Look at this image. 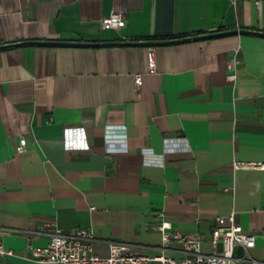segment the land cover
<instances>
[{"label": "crops", "instance_id": "obj_1", "mask_svg": "<svg viewBox=\"0 0 264 264\" xmlns=\"http://www.w3.org/2000/svg\"><path fill=\"white\" fill-rule=\"evenodd\" d=\"M113 13L124 27L102 29ZM233 31L264 34V0H0V47ZM235 162L264 164V36L0 49V244L19 255L9 264H40L21 256L54 227L92 230L100 256L110 242L154 254L161 212L206 249L218 217L235 214L264 264V169Z\"/></svg>", "mask_w": 264, "mask_h": 264}, {"label": "built area", "instance_id": "obj_2", "mask_svg": "<svg viewBox=\"0 0 264 264\" xmlns=\"http://www.w3.org/2000/svg\"><path fill=\"white\" fill-rule=\"evenodd\" d=\"M125 25V17L113 13L101 20L104 30H119ZM234 65H229L230 70ZM150 74L156 72V61L151 56ZM235 80V74L229 76ZM143 74L135 75V85L142 87ZM26 139L21 140L19 152L25 151ZM238 169H264V164L235 162ZM92 210H95L92 208ZM159 223L153 227L162 235L161 245L152 248L154 254H148L133 245L116 242L108 243L109 254L100 256L96 253L97 239L90 229L78 228L64 232L54 227L48 233L49 242L44 247L28 244L25 259L40 264H259L250 254V247L255 244L256 237L244 231L236 222L235 214L218 217L211 230L210 247L205 248L206 237L200 232L173 231L166 220L165 213L157 215ZM43 232H47L43 229ZM19 256L14 250L0 244V264H9L8 259Z\"/></svg>", "mask_w": 264, "mask_h": 264}, {"label": "water", "instance_id": "obj_3", "mask_svg": "<svg viewBox=\"0 0 264 264\" xmlns=\"http://www.w3.org/2000/svg\"><path fill=\"white\" fill-rule=\"evenodd\" d=\"M238 33H240V34H256V35L264 36L263 33H254L251 31H233V32L217 33V34L205 35V36H201V37L187 38V39L176 40V41H172V42H162V43L147 42V43H107V44L95 43V44H88V43H59V42H23V43H18V44L9 45V46H2V47H0V49L7 48V47H18V46H24V45H58V46H76V47H99V46H116V45L154 46V45H165V44H170V43L188 42V41L199 40V39H209V38L221 37V36H225V35L238 34Z\"/></svg>", "mask_w": 264, "mask_h": 264}]
</instances>
